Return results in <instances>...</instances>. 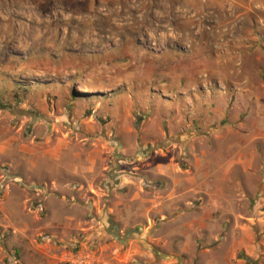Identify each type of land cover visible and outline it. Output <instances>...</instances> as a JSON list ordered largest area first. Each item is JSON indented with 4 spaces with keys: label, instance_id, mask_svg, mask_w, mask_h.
<instances>
[{
    "label": "rangeland",
    "instance_id": "rangeland-1",
    "mask_svg": "<svg viewBox=\"0 0 264 264\" xmlns=\"http://www.w3.org/2000/svg\"><path fill=\"white\" fill-rule=\"evenodd\" d=\"M0 264H264V0H0Z\"/></svg>",
    "mask_w": 264,
    "mask_h": 264
},
{
    "label": "trees",
    "instance_id": "trees-1",
    "mask_svg": "<svg viewBox=\"0 0 264 264\" xmlns=\"http://www.w3.org/2000/svg\"><path fill=\"white\" fill-rule=\"evenodd\" d=\"M238 258H239V259H241V260H243L244 262H247V263H249V260H248V258L244 257V256H243V255H241V254L238 256Z\"/></svg>",
    "mask_w": 264,
    "mask_h": 264
},
{
    "label": "bare ground",
    "instance_id": "bare-ground-1",
    "mask_svg": "<svg viewBox=\"0 0 264 264\" xmlns=\"http://www.w3.org/2000/svg\"><path fill=\"white\" fill-rule=\"evenodd\" d=\"M85 92V91H84Z\"/></svg>",
    "mask_w": 264,
    "mask_h": 264
}]
</instances>
